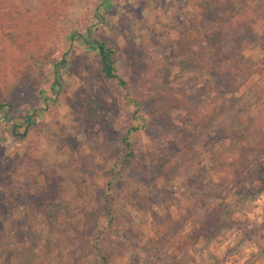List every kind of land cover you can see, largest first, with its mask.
<instances>
[{"label":"rangeland","instance_id":"374dc122","mask_svg":"<svg viewBox=\"0 0 264 264\" xmlns=\"http://www.w3.org/2000/svg\"><path fill=\"white\" fill-rule=\"evenodd\" d=\"M14 2L45 76L1 28L0 264H264V0Z\"/></svg>","mask_w":264,"mask_h":264},{"label":"trees","instance_id":"16d2710c","mask_svg":"<svg viewBox=\"0 0 264 264\" xmlns=\"http://www.w3.org/2000/svg\"><path fill=\"white\" fill-rule=\"evenodd\" d=\"M20 8L17 6V4L14 2V0H0V29H6V28H16V31L14 29L13 32H10L12 38L14 39V42L21 37L22 34L27 35V39L24 43H17L18 47L21 49L26 50V54L23 56L22 61L25 63V68L23 72L32 79L36 78L39 79L40 77L45 76V71L42 67H38V61L41 57V52H36L34 50L27 49L26 45L28 43H31L29 38L31 37L29 33L26 31L24 26L20 24ZM230 16L226 17L223 16L222 18H219V23L216 24L217 29L215 30V34L213 35L215 39L221 40L222 34H227L228 36L231 35V31L235 33V29L242 26L243 23L246 25H251L254 23V21H243V19L236 17L237 13L236 10L231 9ZM241 19V20H240ZM218 23V21L216 22ZM25 37V36H24ZM94 49H96L100 56L101 61V72L104 75V77L108 79H116L118 81V84L123 87L126 90V97H128L131 101H134V103H137L135 92H134V86L133 81L127 80L123 77H121L119 74H117V68L115 67V58L114 53L115 50L113 46L109 45L107 42L101 40V39H95L94 42ZM39 59V60H38ZM134 117L141 119L145 124L146 118L139 115L138 109L134 112ZM137 129V128H134ZM130 130H128L124 136V143L129 148L128 156H134L135 158H138L141 153H144V155L150 160L152 164L158 163L157 166H162L163 161L160 160L161 154L164 155L167 151V148L162 145V149L160 150L161 154H157L156 151H150L149 149L144 150L143 152H139L135 150L129 141V135ZM264 146V144L262 145ZM127 160V159H126ZM160 161V162H158ZM264 164V152L261 154V157H258V160L251 159L248 163L245 162V170L246 173L240 174L241 176H235L234 180L236 185H240L241 182H243L245 179L248 180V184H253L254 180H251V175L253 173H257L260 171L261 166ZM163 167V166H162ZM239 177H242L239 179ZM223 191V190H222ZM217 211H221L220 208H217ZM222 213V212H220ZM218 223V221L216 222Z\"/></svg>","mask_w":264,"mask_h":264},{"label":"water","instance_id":"95a60500","mask_svg":"<svg viewBox=\"0 0 264 264\" xmlns=\"http://www.w3.org/2000/svg\"><path fill=\"white\" fill-rule=\"evenodd\" d=\"M28 128H29V125L27 126V128H26L25 132H24V133H22V134H20V133H17V132H15V133H16V134H20V135H22V136H25V135H26V133H27V131H28Z\"/></svg>","mask_w":264,"mask_h":264}]
</instances>
